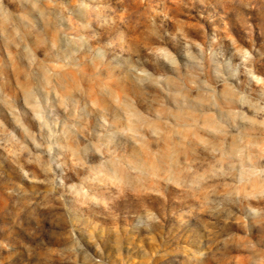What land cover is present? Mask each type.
Listing matches in <instances>:
<instances>
[{
    "label": "rangeland",
    "instance_id": "374dc122",
    "mask_svg": "<svg viewBox=\"0 0 264 264\" xmlns=\"http://www.w3.org/2000/svg\"><path fill=\"white\" fill-rule=\"evenodd\" d=\"M100 2L117 12L123 7L115 0ZM140 3L149 7L137 9L146 15L133 22L150 16L153 25L162 24L175 39L141 44L136 54L155 63L121 72L115 69L118 47L97 49L86 61L69 51L61 61H47L38 69L32 61L43 57L15 38L25 23L20 14L26 2L5 0L7 19L0 9V198L7 197L9 205L33 201L31 207L48 217L45 226H53L55 219L54 227L66 237L61 193L89 197L80 181L90 166L88 146L98 138L107 140L111 129L103 127L104 119L110 120L116 110L133 148L149 142L156 152L182 144L199 161L193 179L209 201L222 199L215 193L224 184L239 189L240 196L230 198L235 201L228 206L230 217L201 213L204 243L191 247L202 248L204 264H264V185L257 178L264 167L259 159L264 155V9L259 7L264 0ZM214 31L218 39L209 42ZM118 38L112 32L110 39ZM176 49L182 51V61ZM155 64L179 69L154 71ZM107 151L111 155L95 163L117 175H135L143 163L131 150L121 152L109 144ZM184 162L185 156H179L178 163ZM228 171L231 175H222ZM10 192L16 195L9 197ZM96 212L82 221L89 231L95 227V243L82 245L75 264L86 258L88 264H165L154 254L155 239L133 242L119 218L113 222L103 208ZM9 223L0 221V227ZM74 234L80 238V232ZM26 259L22 251L13 264Z\"/></svg>",
    "mask_w": 264,
    "mask_h": 264
},
{
    "label": "clouds",
    "instance_id": "9594fccd",
    "mask_svg": "<svg viewBox=\"0 0 264 264\" xmlns=\"http://www.w3.org/2000/svg\"><path fill=\"white\" fill-rule=\"evenodd\" d=\"M25 2V12L20 14L25 23L15 38L25 47L30 43L33 51L43 57V60L32 61L38 69L47 66V61H61L69 51L72 56L86 61L97 49L118 47L115 59L119 62L115 69L137 72L144 65L155 63L150 56L136 54L141 44L147 46L152 38L168 43L175 39L163 30L162 24L153 25L150 16L133 22L135 17L146 15L137 9L149 7L142 5L140 0H115L123 6L119 12L100 0ZM259 7L264 9V4ZM0 9L7 19L9 13L5 0H0ZM112 32H118L119 38L110 39ZM214 39H218L215 31L208 35L209 42ZM222 46L221 42L218 47ZM176 55L183 60L180 49H176ZM178 69L179 65L169 68L155 64L153 67L154 71L175 72ZM103 127L110 128L111 132L106 141L98 138L96 144H89L86 158L90 166H86L80 177L90 193L89 197L81 198L70 190L61 193L66 208L61 223L67 227L66 237L54 227L55 219L51 221L53 226H45L48 217L31 207L33 201L17 200L9 205L7 197L0 198V221H10L0 227V264H13V257L20 256L22 251L27 255L23 264H75L77 251H82V245L89 241L95 243L96 238L92 235L95 227L89 231L82 221L96 215L98 208H103L113 222L119 218L125 234H132L133 242L137 238L141 241L155 239L154 254L159 253L165 264H204L202 248L197 247L194 251L191 247L204 243L200 226L205 223V217L201 213L217 217L227 213L230 217L232 213L228 206L235 202L230 198L239 197V189L224 184L223 190L215 193L222 199L209 201L200 183L193 179L196 175L193 166L199 161L190 158L182 144L157 149L156 152L150 151L149 142H143L139 149L133 148L125 139L123 116L116 110L110 120L104 119ZM109 144L121 152L131 150L143 160L135 175L129 176L126 171L117 175L95 163L96 159L111 155L107 151ZM181 155L185 156L183 165L178 163ZM259 159L264 160V155ZM222 163H228V160L223 158ZM222 175H231V171ZM257 178L264 185V167L258 169ZM15 195V192L9 193V197ZM77 231L80 232L79 239L74 234ZM119 240L117 234V246ZM69 241L71 247L67 246ZM84 264H88L87 258Z\"/></svg>",
    "mask_w": 264,
    "mask_h": 264
}]
</instances>
